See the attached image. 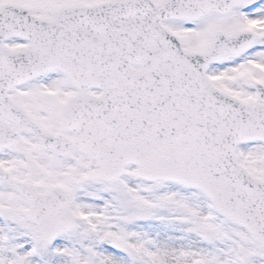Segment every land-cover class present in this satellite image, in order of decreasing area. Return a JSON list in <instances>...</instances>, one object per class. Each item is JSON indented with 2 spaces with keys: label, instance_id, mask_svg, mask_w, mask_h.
I'll return each mask as SVG.
<instances>
[{
  "label": "snow or ice",
  "instance_id": "obj_1",
  "mask_svg": "<svg viewBox=\"0 0 264 264\" xmlns=\"http://www.w3.org/2000/svg\"><path fill=\"white\" fill-rule=\"evenodd\" d=\"M0 264H264V0H0Z\"/></svg>",
  "mask_w": 264,
  "mask_h": 264
}]
</instances>
